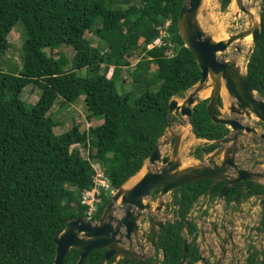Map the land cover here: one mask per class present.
I'll return each instance as SVG.
<instances>
[{"label":"trees","instance_id":"obj_1","mask_svg":"<svg viewBox=\"0 0 264 264\" xmlns=\"http://www.w3.org/2000/svg\"><path fill=\"white\" fill-rule=\"evenodd\" d=\"M184 1L0 0V264H53L54 234L69 217L88 214L83 197L96 186L94 165L115 188L141 168L165 132L170 98L184 96L201 76L177 28ZM230 1L219 0L222 9ZM260 6L262 33L248 73L264 91V0ZM16 23L26 33L21 64L9 60L12 65L5 69L2 58ZM93 33L100 37L96 45ZM62 46L74 49L72 65L64 54L57 56ZM132 57L137 58L133 66ZM29 84L41 89L34 103L23 97ZM81 101L88 118H102V123L81 131L76 116L72 127L56 133L54 127L63 121L51 112L55 103ZM191 122L196 136L210 135L203 104L195 107ZM199 184L181 187L182 198L175 195L167 205L180 207L159 233L161 264H181L188 239L184 228L192 237L187 264L200 256L198 226L186 222L203 189ZM110 196L101 188L93 219ZM79 253L71 249L64 264H76ZM103 255L104 250L91 251L83 264H99Z\"/></svg>","mask_w":264,"mask_h":264},{"label":"water","instance_id":"obj_2","mask_svg":"<svg viewBox=\"0 0 264 264\" xmlns=\"http://www.w3.org/2000/svg\"><path fill=\"white\" fill-rule=\"evenodd\" d=\"M258 1L261 0H231L229 5L236 4L235 15L244 12L243 15L247 19L249 27L232 34L227 33L224 38L217 35L220 36V39L215 38L216 35L208 33L198 18L204 0L184 1L177 20V28L184 45L192 52L198 63L201 76L198 82L186 91L185 96L175 95L170 98L168 123L164 134L158 139L141 168L111 193L110 201L103 209L100 217L96 220L84 216L69 217L65 226L54 234L56 254L53 264H64V260L72 248L80 250L76 264H83L88 254L94 250H104L105 257L102 264L110 257L119 256L122 257L121 264H125L129 256L130 258H139L141 264L147 255L135 250L133 240H136L137 247L142 250L146 248L141 241L147 237L150 238L152 247L158 246V236L166 221L159 216L161 210L167 205L165 195L176 188L199 180L207 178L218 180L223 172L228 169L227 162L233 163V157H231L229 150L225 153L222 165H218L213 159H210L209 163L194 162L187 159L185 161V156L180 152L184 131L173 129L172 117L181 114L182 117L186 118L185 124L181 126H188L189 130L192 129L191 117L198 97L204 94V90L211 88L207 111L212 121L227 122L214 112V105L223 86L235 97L238 106L250 110L264 120V100L255 96V88L247 71L243 70L240 59L222 60L219 57L220 54L226 55L231 44L237 41L248 43L245 40L247 36H251L249 53H252L253 46L261 36L263 20L260 11L258 15H255L246 3ZM223 32L227 31L223 30ZM229 140V138H224L223 142ZM173 141V148L163 152L162 148L171 146ZM144 166L146 167L145 172L132 185L127 186V182ZM220 179L230 180L226 179L225 176ZM227 186L222 193L229 189ZM157 189L160 190L159 198L156 205H153L147 200V197H150ZM153 209L155 213H151ZM142 211H149V213L146 223L147 229L140 232L139 219ZM126 243L129 244V247ZM186 250L187 242L184 247V261Z\"/></svg>","mask_w":264,"mask_h":264},{"label":"flooded vegetation","instance_id":"obj_3","mask_svg":"<svg viewBox=\"0 0 264 264\" xmlns=\"http://www.w3.org/2000/svg\"><path fill=\"white\" fill-rule=\"evenodd\" d=\"M243 14L244 12L235 15L234 18L237 19V22L231 26L232 30L230 32H224L225 35L249 27V23L245 25ZM239 20H241L240 24ZM244 45L245 43L237 41L231 44L226 51V55L220 54L219 57L222 60L239 58L243 70L246 67L245 71L248 73L251 53H249L250 46L245 49ZM243 59L246 63H244ZM249 78L255 88V96L264 100V91L259 88L258 84L250 76ZM210 91L211 88H208L207 94L198 97L199 99L194 109L201 103L207 111V106L210 102ZM223 91L225 92L223 93ZM214 112L227 122L212 121L207 111L211 121L208 127L210 135L198 138L193 149H188L187 155L190 157V161L209 163V160L213 159L218 165H222L225 153L229 150L231 157H233V163L227 162L229 167L221 176H225L226 179L230 180L220 179V177L218 180L207 178L196 182L200 183L199 189L202 186L203 189L192 201L186 222L191 220L197 226L199 225L197 219L204 222L207 231L203 237L208 239L209 244L207 245V251L202 252L200 250V256L191 264H264V245L261 247L259 243L260 240L264 239V120L250 110L238 106L235 97L223 86L214 105ZM178 115L181 114L175 116ZM224 138H229L230 140L223 142ZM173 146L174 141L170 149ZM238 178L240 179L236 180ZM226 186L229 189L222 193ZM180 188L172 191V195H176L178 200L182 198ZM159 192L160 190L157 189L152 194H157L159 198ZM167 205L166 207H168ZM172 206V215L175 217V211L180 205L179 203H174L168 208ZM197 210H201L198 218L191 217L193 214L191 212H197ZM152 212L155 213V210L153 209ZM141 213L139 231L143 232L147 229L146 223L149 211H142ZM174 217L173 219H166V221H173ZM207 234H209V238ZM190 240L186 239L184 241V247L186 242L188 246ZM134 243L135 250L147 255L141 264L149 261L152 264H161L164 253L158 247L154 248L151 246L149 237L143 239L141 243L145 245L146 249L154 248L156 252H151L149 249L142 250L137 247L136 240H133ZM126 245L129 247L128 243ZM183 256L181 264H187V250L185 261ZM104 257L105 255H103L99 264H102ZM121 259V256L110 257L104 264H121ZM127 259L125 264H140L137 257L130 258L129 256Z\"/></svg>","mask_w":264,"mask_h":264},{"label":"rangeland","instance_id":"obj_4","mask_svg":"<svg viewBox=\"0 0 264 264\" xmlns=\"http://www.w3.org/2000/svg\"><path fill=\"white\" fill-rule=\"evenodd\" d=\"M247 7L252 9V11L255 13V15H258L259 11H260V1L256 2V3H251V2H247L246 3ZM236 4H230L228 7H226L225 9H222L219 0H213L211 4H203L200 11H199V20L203 26V28L210 34L212 35H221L223 36L224 31H229L232 30V25H235L237 22V19L234 18L235 13H236ZM244 22L245 25L248 24L247 19L244 17ZM241 23V20H239V24ZM230 26V27H229ZM215 28V30H214ZM214 30V31H213ZM222 32V33H221ZM221 33V34H220ZM218 37V36H217ZM9 41H10V48L8 49V51L6 52V54L3 56L2 59H6V62L3 64V68L8 69L10 65H12V63H10L9 60H11V62H15L18 65L21 64V46L22 43L25 41L26 39V33H25V29L24 26L21 23H16L15 26L13 27V29L10 31L9 35H8ZM216 38V37H215ZM100 41V37L96 34L93 33V35L91 36V42L92 44L96 45L98 42ZM249 45H251L250 41H248V43H246L244 46L245 49H247L249 47ZM57 52V56H61L62 54H64L66 56V58L69 60L68 62L70 63V65H72L73 63V56L75 54L74 49L70 46H62L59 49H56ZM131 64L132 66L136 63L137 58L136 57H132L130 58ZM244 63L245 60L243 59ZM246 69V67H245ZM244 69V70H245ZM156 67H152V71H155ZM127 74V72L124 70L123 71V75ZM33 87H35L33 84H29L25 89H24V93H23V97L30 103H34L36 102V100L38 99L40 93H41V89L39 87H35L36 89H34ZM39 92V93H38ZM39 94V95H38ZM84 95H82L81 97L83 98ZM54 115L55 119H61L63 121V123H59L57 124V126L54 127V130L56 133H63L65 132L69 127H72V125L75 122V117H78V121L80 122V129L81 131L84 130H88L92 125L96 126L100 123H102V118H98V117H92L91 119L88 118L87 115V111L86 108L84 106V103L81 101L79 103H70L67 106H60V104L57 102L55 103V105L52 108L51 111ZM173 129H177V130H181L184 131V135L182 138V145L180 148V152L185 156L184 160H191L190 157L187 155L188 149L191 148L193 149V147L196 145L198 139L191 134V129L189 130L188 127H181L180 126L183 124H185L186 122V118L182 117L181 115L178 116H174L173 115ZM77 120V118H76ZM187 125V124H186ZM163 152H167L170 150V146H164L163 148ZM81 150L82 153L86 154L88 152V149H85V147L81 146ZM187 159V160H186ZM95 168L97 169V174L96 177L98 175V178L100 177V174H102L103 172L101 171V168L99 166L98 163H96ZM99 173V174H98ZM97 191V190H95ZM115 191V189L112 190V192ZM173 198L172 192L168 193L167 195H165V200L167 203H171ZM147 200L150 201L153 205H156V202L158 200V196L157 194H152L150 197H147ZM172 205V204H171ZM172 210H173V206L168 208H163V210H161V212L159 213V216L161 218L164 219H173V215H172ZM201 210H197V212L192 211L191 213H193L191 215V217L193 218H198V214H200ZM197 213V214H196ZM175 218V217H174ZM198 221V236H197V242L198 245L200 247V250L202 252L207 251V245L209 244L208 239H205L203 237L204 233L207 231L206 229V225L204 224V222H202L201 220L197 219ZM184 235L188 238L191 239V237L186 233V229H183ZM207 237L209 238V234H207ZM260 246L262 247V245H264V239L259 241ZM149 250H151V252L155 251L154 248H147ZM156 252V251H155Z\"/></svg>","mask_w":264,"mask_h":264},{"label":"built area","instance_id":"obj_5","mask_svg":"<svg viewBox=\"0 0 264 264\" xmlns=\"http://www.w3.org/2000/svg\"><path fill=\"white\" fill-rule=\"evenodd\" d=\"M162 34L163 35H167L168 32L165 31V30H163L162 31ZM161 41H162L161 38H158L156 40L157 43H160ZM95 182H96V186L93 189H91L90 191H87L84 194V197H83V202L90 204L89 213H91L92 211H94L95 208H96L95 207V201L98 200L97 194L100 193V186L105 187V188H108L109 185H110L109 179L105 176L104 173L100 174V177L99 178H98V175H97V177H95ZM95 190H97V191H95Z\"/></svg>","mask_w":264,"mask_h":264},{"label":"clouds","instance_id":"obj_6","mask_svg":"<svg viewBox=\"0 0 264 264\" xmlns=\"http://www.w3.org/2000/svg\"><path fill=\"white\" fill-rule=\"evenodd\" d=\"M228 7V6H227ZM189 90V89H188ZM186 94V93H185ZM176 96H181V95H176ZM185 96V95H184ZM181 97H183V96H181ZM175 116V115H174ZM191 132H192V135H194L197 139L198 138H203V137H198V136H196V134L194 133V131H193V128L191 129ZM103 172V171H102ZM104 173V172H103ZM105 174V173H104ZM106 176V175H105ZM107 177V176H106ZM108 178V177H107ZM109 179V183H110V185H109V187L108 188H105V187H102V186H100V193H101V188H103L105 191H110V194L112 193V190L113 189H116L115 187H113V185H112V183H111V181H110V178H108ZM93 189V188H92ZM100 193L99 194H97V197H98V200H96L95 201V210L94 211H92L91 213H89V210H90V204H88V203H85V204H87L88 205V214L86 215V216H84V217H87V218H89V219H91V220H96V219H93L92 217H93V215L95 214V212H96V210H97V208H98V205H97V203H99V201L101 200V198H100ZM111 197V196H110ZM158 247V246H157ZM157 250V249H156Z\"/></svg>","mask_w":264,"mask_h":264},{"label":"bare ground","instance_id":"obj_7","mask_svg":"<svg viewBox=\"0 0 264 264\" xmlns=\"http://www.w3.org/2000/svg\"><path fill=\"white\" fill-rule=\"evenodd\" d=\"M212 1L213 0H204V3L205 4H211L212 3ZM226 35L224 34L223 36H221L222 38H224ZM217 39H220V36H218V37H216ZM250 39H251V36H247L246 38H245V40L248 42V41H250ZM204 92V94H207L208 93V89L207 90H204L203 91ZM225 91H223V93H224ZM203 95V94H202ZM181 127H183V126H181ZM185 127V126H184ZM186 127H188V126H186ZM145 170H146V167L144 166L143 167V169L139 172V173H137L135 176H133L128 182H127V186H130V185H132L136 180H138L139 179V177L145 172Z\"/></svg>","mask_w":264,"mask_h":264}]
</instances>
